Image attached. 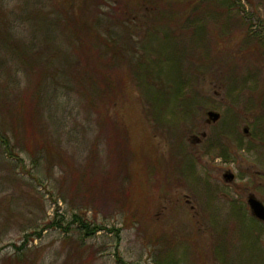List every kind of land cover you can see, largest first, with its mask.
<instances>
[{
    "label": "rangeland",
    "instance_id": "rangeland-1",
    "mask_svg": "<svg viewBox=\"0 0 264 264\" xmlns=\"http://www.w3.org/2000/svg\"><path fill=\"white\" fill-rule=\"evenodd\" d=\"M106 2L101 98L62 13L83 0H0V264H264V0Z\"/></svg>",
    "mask_w": 264,
    "mask_h": 264
},
{
    "label": "trees",
    "instance_id": "trees-1",
    "mask_svg": "<svg viewBox=\"0 0 264 264\" xmlns=\"http://www.w3.org/2000/svg\"><path fill=\"white\" fill-rule=\"evenodd\" d=\"M161 1L162 0H139L138 6H139V9L144 7V9H146L147 11H149L151 15H153L157 11V9L160 8L159 5L162 3ZM118 3H119V0H114L113 5L115 4L117 5ZM106 5H107L106 0H83V3L77 9L71 7L69 10L67 9L68 11H66L65 13L62 12L64 15V19H65L64 20L65 27L69 28L72 32V36H70L69 38L70 39L69 47L70 48L73 47V49L77 52L76 54L84 55V57H80V59L85 64L84 70L86 72V76H87V66H88L91 70L93 79L95 80V84H93L92 87L98 91L99 97L101 98L103 97L102 93L112 92V91L116 92L118 90V84H116L115 78H113V74H111V76L105 75V73L108 74V72L112 71V69L110 70L105 69L106 68L105 65H111V66L115 65L118 62L119 56H120L118 53V50L115 48L116 41L114 42L105 41V38L99 34L100 31L95 28V27L100 28V26L104 24V22L106 24H109L104 19L107 15H109V13H105L103 11V8H104L103 6H106ZM93 11H95L94 15L96 16V18L94 19V21L90 22L88 18H90V15H93L92 14ZM131 12H132L131 5L124 4V6L121 8L120 18L125 19L126 21V19H128L132 15ZM85 15L87 16V22L83 19ZM117 21H120V20H117ZM107 29H110V27ZM0 34H1V30H0ZM73 36H75L79 42L77 46L73 45L74 43ZM83 36L85 38H83ZM86 46H87V53H85ZM94 46L104 47L106 49L107 55L111 56V59L105 60V53L101 50H93ZM78 47H80V49H78ZM79 50L83 51L84 54L79 52ZM66 53H67L66 50L62 52L60 51L59 58L61 59L62 55H65ZM17 57L20 60L19 63L17 62L18 65H21V66L25 65L23 64L21 57L19 56ZM66 59L67 61H69L68 58ZM60 62H62V59L60 60ZM26 64H29V66L32 65L28 61H26ZM25 73H26L28 82L31 79H34L35 84L38 87V89H36L38 90L36 91V95H37L40 90V87L46 83L47 81L46 77H44L43 72L38 70L37 67H32V68L25 67ZM96 76H101L102 79ZM81 77L83 76L78 77V79H80ZM29 108H30V105H29ZM10 111L12 110L10 109ZM25 112L27 114H30V110L29 111L26 110L24 111V113ZM101 122H103V117H101ZM101 122H100V125H101ZM103 123L106 124L105 120ZM109 125H110V122H107L106 127L108 126L109 128ZM0 143H2L3 145H6L9 143L7 138H5V136H2V134H0ZM74 218H75L77 229L84 236L94 235L98 233L99 231H101V228L98 226L91 229L90 224L87 223V219L85 218L83 219L80 214H74Z\"/></svg>",
    "mask_w": 264,
    "mask_h": 264
},
{
    "label": "water",
    "instance_id": "water-1",
    "mask_svg": "<svg viewBox=\"0 0 264 264\" xmlns=\"http://www.w3.org/2000/svg\"><path fill=\"white\" fill-rule=\"evenodd\" d=\"M220 117H221V115L219 113L214 112V111H209L207 113L206 122H207V124L216 123L217 121L220 120ZM244 132L247 133L248 130L244 129ZM202 137L205 138L206 133H203ZM192 142H193V144H198L199 142H201V138L195 137L192 140ZM234 178H235V175L230 171L224 175V179L227 182H232L234 180ZM247 202H248V206H249V209L251 211L252 216L255 219H257L258 221L264 223V204L253 195H250L248 197Z\"/></svg>",
    "mask_w": 264,
    "mask_h": 264
},
{
    "label": "flooded vegetation",
    "instance_id": "flooded-vegetation-1",
    "mask_svg": "<svg viewBox=\"0 0 264 264\" xmlns=\"http://www.w3.org/2000/svg\"><path fill=\"white\" fill-rule=\"evenodd\" d=\"M199 144H201V142H199L198 144H196V145H199ZM229 172V171H228Z\"/></svg>",
    "mask_w": 264,
    "mask_h": 264
}]
</instances>
